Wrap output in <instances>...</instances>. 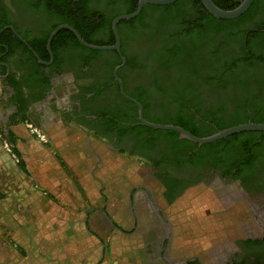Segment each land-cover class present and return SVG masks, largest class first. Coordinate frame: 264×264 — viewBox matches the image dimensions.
I'll return each mask as SVG.
<instances>
[{
  "label": "flooded vegetation",
  "instance_id": "obj_1",
  "mask_svg": "<svg viewBox=\"0 0 264 264\" xmlns=\"http://www.w3.org/2000/svg\"><path fill=\"white\" fill-rule=\"evenodd\" d=\"M29 4L0 0V80L16 95L17 115L22 106L56 103L55 92L63 89L69 102L65 113L79 130L124 154L129 166L132 160L139 164V170L130 168L128 190L116 193L122 202L115 219L124 224V235L137 236L140 245L133 264H264V141L242 151L229 136L198 145L185 143L178 133L166 139L134 130L157 131L141 124L137 104L145 121L177 122L199 138L228 129L235 118L251 123V115L236 104L264 108V87H255L242 72H236L232 87L216 93L200 82L180 87V73L159 66L166 59L161 47L169 40L166 34L174 35L167 48L178 45V35L174 28L158 30L159 13L145 8L149 4L136 16L140 19L116 24L119 51L99 55L86 51L92 49L70 29L60 28L77 32L60 22L56 11L45 13L42 6ZM123 9L121 2L87 0L83 10L89 20L80 27L84 38L78 35L86 43L115 45L112 23ZM64 30L70 36L61 35ZM74 39L80 46L72 44ZM187 49L193 60L202 52ZM208 73L219 79L220 72ZM25 121L38 127L27 119L23 126Z\"/></svg>",
  "mask_w": 264,
  "mask_h": 264
},
{
  "label": "crops",
  "instance_id": "obj_2",
  "mask_svg": "<svg viewBox=\"0 0 264 264\" xmlns=\"http://www.w3.org/2000/svg\"><path fill=\"white\" fill-rule=\"evenodd\" d=\"M55 95L56 103L22 106L17 115L16 95L0 80V264H114L111 238L125 229L115 219L116 195L128 190L131 167L79 130L65 113L63 89ZM21 119L35 122L48 142Z\"/></svg>",
  "mask_w": 264,
  "mask_h": 264
},
{
  "label": "trees",
  "instance_id": "obj_3",
  "mask_svg": "<svg viewBox=\"0 0 264 264\" xmlns=\"http://www.w3.org/2000/svg\"><path fill=\"white\" fill-rule=\"evenodd\" d=\"M86 1L35 0L34 2V0H25V2L31 5L38 4L42 6L45 13L56 11L60 22L74 27L82 38H84V33L80 27L82 23L89 20L88 14L83 10ZM105 1L106 3L121 2L124 5L122 15L131 14L137 8V0ZM212 1L223 10H232L242 2V0ZM146 7L150 8V12L152 13H159L155 23L158 30L174 28L176 36L178 35V45L175 48H167L164 47L166 46L165 44L170 43L174 35L170 33L166 34L169 36V40L162 44L164 46H161L166 59L163 62L160 61L159 66L163 67V69H173L180 73L178 77L180 87L183 84L188 85V82H200L208 85L211 91L216 93L235 84L233 81L236 79V72H242L244 75L250 77L254 81L255 87H264V0H253L249 9L243 15L231 20L214 18L206 11L200 0H178L168 6L146 5ZM137 19H140V16L129 21L123 20L122 23L134 22ZM63 33L69 35L66 30L62 33L60 32L61 35ZM45 42L46 39L43 40V50L45 49ZM87 42L96 46H107L100 41L91 42L87 40ZM72 44L76 47L80 46L75 39L72 41ZM187 47L195 51L201 49L202 52L193 60L192 54H188L189 50ZM53 48V44H51V49L53 50ZM35 49L39 52V49ZM85 50L94 55L100 54L99 51ZM210 71L220 72L219 79L210 77L208 73ZM225 73H229L230 76L223 79V76H226ZM236 107L242 109L243 113H247L246 115H251V123L264 124V108L262 106L254 108L251 104L246 103L242 104L241 108L238 104H236ZM153 123L164 125L163 122ZM228 123L226 128L246 124V120L240 117L239 119H232ZM170 124L179 127L183 126L177 122ZM134 130L152 132L154 137L164 136L166 139L177 136L176 132L155 131L141 126ZM190 134L198 137L195 133ZM241 137L244 139L239 140ZM228 141L232 143L237 142L236 148L238 150H250L254 144L257 146L263 144L264 132H241L229 136ZM184 142L188 143L187 140ZM261 149L264 150V147Z\"/></svg>",
  "mask_w": 264,
  "mask_h": 264
},
{
  "label": "water",
  "instance_id": "obj_4",
  "mask_svg": "<svg viewBox=\"0 0 264 264\" xmlns=\"http://www.w3.org/2000/svg\"><path fill=\"white\" fill-rule=\"evenodd\" d=\"M176 1H178V0H139L138 6H137L135 12H133L131 14L119 16L113 21L112 30H113V33H114V36L116 39V43L113 46H96V45L88 44L85 41H83V39H81V37L78 35V33L76 31H74L72 28L67 27V26H62L60 28L70 29L73 32V34L75 35V37L77 38V40L79 41V43L82 44L86 48H89L92 50H98V51H107V50L119 51V39H118V35H117L116 24L120 20H130V19L135 18L140 13V11L142 10V7L145 4L154 5V6H168V5L175 3ZM200 2L203 5V7L206 9V11L210 15H212L214 18L221 19V20H231V19H236V18L240 17L241 15H243L249 9L253 0H242V2L236 8H234L232 10L221 9V8L217 7L213 3L212 0H200ZM58 29L59 28L54 30L51 33L50 37L48 38V41H47V49L48 50H50V42H51L53 36L58 31ZM137 105L139 107V120H140L142 125H145L147 127L157 129V130L174 131V132L178 133L180 139H186V140L192 141L198 145L211 143V142H214V141H217L220 139H224L228 136H231V135L237 134V133H241V132H249V131L264 132V124L246 123V124L237 125V126H234V127L222 130V131H218L215 134L208 136V137L197 138V137L192 136L187 131H185L182 128L177 127V126L153 124V123H149V122L145 121L142 118L141 106L139 104H137Z\"/></svg>",
  "mask_w": 264,
  "mask_h": 264
},
{
  "label": "rangeland",
  "instance_id": "obj_5",
  "mask_svg": "<svg viewBox=\"0 0 264 264\" xmlns=\"http://www.w3.org/2000/svg\"><path fill=\"white\" fill-rule=\"evenodd\" d=\"M137 166H139V164L132 160V171L139 170L137 169ZM116 200L120 201V199H118L117 197ZM188 223L191 226L196 224L195 222ZM201 228L204 229V226L200 225V229ZM139 246L140 245L139 242H137V236L128 237L125 235H116L114 238H111V247L113 248L111 253L112 258L110 259L109 254L108 259H113L114 264H133V261L137 260L135 259V256L138 253Z\"/></svg>",
  "mask_w": 264,
  "mask_h": 264
},
{
  "label": "built area",
  "instance_id": "obj_6",
  "mask_svg": "<svg viewBox=\"0 0 264 264\" xmlns=\"http://www.w3.org/2000/svg\"><path fill=\"white\" fill-rule=\"evenodd\" d=\"M24 126H25V129L28 131V133L35 136L37 140H39L41 143L45 144L48 142L45 134L38 127L34 126L28 121L24 122ZM3 148L8 154L12 156L14 160L16 161L18 160L13 147L6 139L3 140Z\"/></svg>",
  "mask_w": 264,
  "mask_h": 264
}]
</instances>
